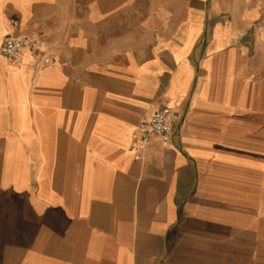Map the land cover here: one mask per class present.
Segmentation results:
<instances>
[{
	"label": "crops",
	"instance_id": "1",
	"mask_svg": "<svg viewBox=\"0 0 264 264\" xmlns=\"http://www.w3.org/2000/svg\"><path fill=\"white\" fill-rule=\"evenodd\" d=\"M11 33L45 52H0V264H264V0H0Z\"/></svg>",
	"mask_w": 264,
	"mask_h": 264
},
{
	"label": "built area",
	"instance_id": "2",
	"mask_svg": "<svg viewBox=\"0 0 264 264\" xmlns=\"http://www.w3.org/2000/svg\"><path fill=\"white\" fill-rule=\"evenodd\" d=\"M43 43L39 38L18 37L14 34H7L3 37L0 44V52L4 56L20 60L26 50L43 56L45 50ZM45 64L54 63V60L44 55ZM180 114L170 106H163L158 109L149 121L140 124V135L138 138L141 146L149 139L151 135L160 136L166 143L171 139L173 128L180 120Z\"/></svg>",
	"mask_w": 264,
	"mask_h": 264
}]
</instances>
